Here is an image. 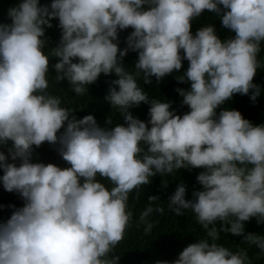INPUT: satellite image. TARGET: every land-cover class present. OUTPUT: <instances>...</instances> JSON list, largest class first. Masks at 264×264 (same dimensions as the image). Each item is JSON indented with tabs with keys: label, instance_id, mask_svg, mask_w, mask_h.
<instances>
[{
	"label": "clouds",
	"instance_id": "1",
	"mask_svg": "<svg viewBox=\"0 0 264 264\" xmlns=\"http://www.w3.org/2000/svg\"><path fill=\"white\" fill-rule=\"evenodd\" d=\"M205 10L220 16L234 38L222 41L212 25L193 36L191 22ZM8 15L12 23H0V145L12 142L11 159L21 163H8L0 151V180L6 191L20 194L24 206L0 221V264H119L110 253L132 219L129 194L151 177L181 168L205 169L197 177L203 190L189 201L181 183L170 209L176 215L190 209L212 241L230 232L264 251V236L244 231L253 217L264 223V125L253 126L236 110L216 113L234 94L251 92L253 101L259 96L253 79L261 67L264 0H53L50 8L22 0ZM57 18L62 35L50 53L58 60L56 81L66 80L83 95L102 73H115L105 99L127 126L102 128L92 115L77 119L49 94L50 56L42 38ZM129 28L122 51L119 32ZM129 50L138 52L135 69L145 83L189 62L177 78L190 82L189 91L177 89L189 113L181 117L169 103L149 101L121 62ZM141 103H150V128L129 112ZM45 142L59 144L70 167L31 162L33 146ZM148 200L140 215L145 222L164 211L151 206L158 197ZM218 221L230 228L215 227ZM152 227L147 223L145 233ZM174 264H248V255L200 239Z\"/></svg>",
	"mask_w": 264,
	"mask_h": 264
},
{
	"label": "trees",
	"instance_id": "2",
	"mask_svg": "<svg viewBox=\"0 0 264 264\" xmlns=\"http://www.w3.org/2000/svg\"><path fill=\"white\" fill-rule=\"evenodd\" d=\"M22 0H0V23L11 24L8 12L10 8L17 7ZM53 0H39L40 6H48L50 8ZM51 28L45 26V36L42 38L46 41L43 49L46 55L50 56V65L47 79L49 81L48 92L51 95L57 96L62 101V107L68 108L71 115L77 119H82L87 115L95 117L97 124L102 128H111L117 124L127 126L124 118L118 109H114L112 105L105 99L109 94V89L113 87L112 81L118 79L115 73L111 75L101 74L98 80L88 85L87 92L83 95H77L64 80L56 81L57 72L54 65L58 62L56 57L50 55L61 40V29L59 28V20L52 19ZM191 32L195 36L196 32L208 25H212L217 36L226 41L229 38H234L235 33L223 27L221 18L216 13L205 10L200 17L195 18L191 22ZM133 31L132 28L119 32L118 46L123 51L127 48V37ZM183 56V50H181ZM138 60V52L128 51V54L121 60L125 69L131 72L137 79L139 87L147 94L149 101L159 100L167 102L171 105L170 111L181 117L190 112V108L183 103V97L177 89L184 91L190 90V82H179L178 77L184 75L189 67L187 60L182 61V68L178 71L166 75L161 80L156 77H151V83H145L143 73L135 69V64ZM258 60L261 67L257 69V74L253 79V83L260 89L259 96L255 101L251 97V92L248 95L234 94L233 97L216 109L217 117L223 110L239 111L243 118L250 121L253 126L264 125V42L261 45V51L258 54ZM78 62V61H74ZM118 90V88H117ZM150 103H141L138 106H132L129 112L132 116L140 121L148 124L151 127L149 116ZM71 118V117H70ZM111 120L112 123L108 124ZM58 133V136L61 135ZM9 142L7 145H0V151L8 157V163L20 165V160L13 161L9 154ZM146 148V145L141 144ZM60 145H52L47 142L40 147L33 146V163H52L61 169L70 167L59 155L58 149ZM205 171L203 168H181L172 174L161 176L157 174L151 177V182L148 185H143L139 189L134 190L129 194L128 211L132 213L129 227L125 232L124 239L114 249L110 256H118L119 264H157V262H167L174 264L180 253L189 245L198 243L200 239H209V242H215L221 246L228 248L232 252L243 251L248 255V264H264V251H261L255 245L248 243L244 236H236L230 232L221 231L218 239L212 241L207 237L205 230L196 220L195 214L190 209L183 210L182 215H176L169 207L170 197L174 195L178 186L183 183L186 187V200H193V193L202 191L203 187L198 182V175ZM4 175L3 169L0 168V177ZM98 179L105 183L109 188V181L102 178ZM166 182V186H165ZM149 196H156L158 200L151 206L162 207L163 213L154 211L147 221H141V213L149 206ZM24 206V201L19 193L8 192L4 189L2 180H0V221H6L10 218L15 208ZM147 223L152 224L150 233H145ZM217 228L229 227L222 222H217ZM211 227V226H210ZM245 235L252 233L259 236H264V223H258L256 217L244 223Z\"/></svg>",
	"mask_w": 264,
	"mask_h": 264
}]
</instances>
